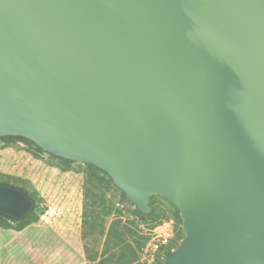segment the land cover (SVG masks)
I'll return each instance as SVG.
<instances>
[{
  "label": "water",
  "instance_id": "water-1",
  "mask_svg": "<svg viewBox=\"0 0 264 264\" xmlns=\"http://www.w3.org/2000/svg\"><path fill=\"white\" fill-rule=\"evenodd\" d=\"M3 137L170 201L163 264H264V0H0ZM34 209L0 183V216Z\"/></svg>",
  "mask_w": 264,
  "mask_h": 264
},
{
  "label": "rangeland",
  "instance_id": "rangeland-1",
  "mask_svg": "<svg viewBox=\"0 0 264 264\" xmlns=\"http://www.w3.org/2000/svg\"><path fill=\"white\" fill-rule=\"evenodd\" d=\"M32 144L21 137L0 138V179L27 192L37 191L40 197L38 223L20 232L10 229L13 234L1 231L0 264H113L102 252L115 219L148 237L150 224L139 221L135 204L113 183L114 188H107L89 182L87 164L47 152L34 155ZM153 197L152 208H159L161 218L172 220L177 230L176 208L159 195ZM163 263L164 258L158 259L157 264Z\"/></svg>",
  "mask_w": 264,
  "mask_h": 264
},
{
  "label": "trees",
  "instance_id": "trees-1",
  "mask_svg": "<svg viewBox=\"0 0 264 264\" xmlns=\"http://www.w3.org/2000/svg\"><path fill=\"white\" fill-rule=\"evenodd\" d=\"M32 145L34 147V155L44 152L41 148L35 146L34 144ZM87 173L89 182H97L99 184H104L107 188H114L111 179L103 170H100L99 168L92 165H87ZM0 183L15 185V183L10 180L0 179ZM25 192L35 202L34 211L21 222H16L0 216L1 229H15L16 231L20 232L30 225L39 222V216L35 212L38 204L40 203L39 194L37 191ZM122 195L125 197L124 193H122ZM153 199L154 197L151 198L152 205L154 204ZM100 206L103 208V200H101ZM134 214L141 223L154 224L161 219L162 212L159 208L153 207V210L149 215H144L137 209L134 210ZM174 216L179 226L177 230L175 229L177 233V240L175 241L171 249H175L184 238V234L182 233V218L177 210H174ZM148 241L149 237L143 236L132 228L124 225L120 219H115L111 222L109 230L106 234L102 256H107V258L113 264H135L139 259L141 250L145 247Z\"/></svg>",
  "mask_w": 264,
  "mask_h": 264
},
{
  "label": "built area",
  "instance_id": "built-area-1",
  "mask_svg": "<svg viewBox=\"0 0 264 264\" xmlns=\"http://www.w3.org/2000/svg\"><path fill=\"white\" fill-rule=\"evenodd\" d=\"M119 209L122 210L123 207ZM174 225L172 220L166 218L149 225V241L141 252L138 264H157L158 259H163L168 252L174 250L171 249L177 240Z\"/></svg>",
  "mask_w": 264,
  "mask_h": 264
},
{
  "label": "crops",
  "instance_id": "crops-1",
  "mask_svg": "<svg viewBox=\"0 0 264 264\" xmlns=\"http://www.w3.org/2000/svg\"><path fill=\"white\" fill-rule=\"evenodd\" d=\"M1 231H10L12 234L14 233L12 230H4V229H1L0 228V233H1ZM5 233V232H4Z\"/></svg>",
  "mask_w": 264,
  "mask_h": 264
}]
</instances>
